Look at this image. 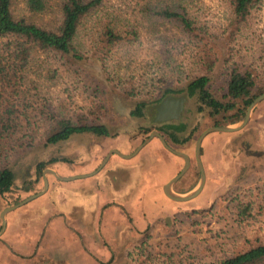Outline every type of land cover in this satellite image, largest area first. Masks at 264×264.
Wrapping results in <instances>:
<instances>
[{
  "label": "rangeland",
  "instance_id": "obj_1",
  "mask_svg": "<svg viewBox=\"0 0 264 264\" xmlns=\"http://www.w3.org/2000/svg\"><path fill=\"white\" fill-rule=\"evenodd\" d=\"M156 2L184 6L198 36L184 35L174 23L155 16L151 11L157 10ZM12 11L16 17L39 24L49 25L54 20L51 13H28L23 0H16ZM108 21L123 40L99 46L103 24ZM76 42L85 58L82 61L68 66L60 57L38 54L30 63L32 69L35 64L40 67L35 84L26 85L35 94L28 97V103L36 111L30 107L26 111L28 122L23 123L22 130L28 131V136L21 142L24 148L19 150L12 144L0 150V165H8L18 176L13 190L0 196V231L2 211L43 192L45 170L60 177L61 173L84 175L93 163L94 170L98 167L108 150L120 151L119 147L128 153L120 152L123 155L132 154L156 131L152 124L130 116L135 102L129 92L137 100L147 101L157 88L181 81L184 85L186 79L206 73L204 61L211 54L219 59L210 75L217 95L225 89L235 68L251 71L256 80L254 92H264V0L256 2L240 23L234 19L230 0H103L99 11L83 23ZM29 74L33 79V72ZM197 107L194 99L187 122L188 131L195 128L190 142L184 147L167 143L190 159L188 171L172 186L178 194L199 185L195 146L199 136L212 127L208 113L197 112ZM48 113L73 119L83 114L89 122L106 125L109 136L75 134L46 147L40 137L48 128ZM153 147L157 153L151 150ZM146 149L151 150L150 156L144 153L139 158L138 154L129 166L115 156L117 166L109 164L81 188L68 182L57 183L54 176L46 173L48 183L53 182L42 194L41 204L46 210H37L39 205L32 201L7 213L6 222L11 219L14 224L0 235V256L3 251L7 255V240L16 235L17 223L26 221L21 222L22 227L29 228L27 223L40 221L43 212L51 218L56 216L55 220L58 217L61 221L57 224L60 222L64 228H75L82 243L54 249L43 246L48 253L41 254V258L35 246L30 252L38 259L27 264H216L264 243V101L239 132H215L203 139L205 185L188 202L171 201L161 189L182 170L184 160L155 139ZM53 159L57 162L51 163ZM41 162L46 167L40 178L36 165ZM155 163L167 166V170L163 169L164 180L156 187V198L147 200L142 188L147 183V168ZM168 169L172 171L169 174ZM240 202L250 208L246 218H239ZM31 204L33 209L27 208ZM44 226L40 224V229Z\"/></svg>",
  "mask_w": 264,
  "mask_h": 264
},
{
  "label": "trees",
  "instance_id": "obj_2",
  "mask_svg": "<svg viewBox=\"0 0 264 264\" xmlns=\"http://www.w3.org/2000/svg\"><path fill=\"white\" fill-rule=\"evenodd\" d=\"M15 1L0 0V150L12 144H16L15 147L19 150L24 148V143L21 142L28 136V131H23L22 127L23 123L28 122L26 111L31 108L28 97L35 95L26 85L35 84L34 78H38L40 73V67L35 64L36 68L32 69L30 63L36 60L38 54L60 57L63 59L62 64L68 66L84 60L76 38L88 17L99 11L103 0H23L24 9L32 15L43 16L49 13L54 15V20L49 25L36 23L30 18L16 17L12 11ZM258 1L230 0L235 21L238 23L245 21ZM155 7L157 10L151 11L155 16L174 23L184 35L198 36L199 31L194 21L188 10L180 3L162 6L156 2ZM99 38L97 43L99 46L114 45L123 40V37L116 33V27L111 21L103 24ZM218 60L213 54L207 56L204 61L206 73L194 76L190 80L186 79L184 85L181 81L176 85L157 88L150 100H137L134 93L129 92L128 95L133 97L132 100L135 102L130 116L140 118L146 106L158 105L168 95L185 92L196 100L197 112L208 113V117L213 120L212 127L241 122L248 106L264 92H254L256 80L251 71L241 72L235 68L229 74L225 89L217 95L213 91L210 75ZM29 72H33V79H30ZM31 111L36 109L31 108ZM40 113L44 114L43 111ZM46 116L48 128L40 137V142L46 147L67 141L75 134L109 136L106 125L89 122L87 116L83 114H79L77 119L50 113ZM157 130L163 133L167 143L173 147L186 146L195 133V128L188 131L187 125H166ZM50 162L57 160L53 159ZM45 167V163H37L38 177L41 178ZM17 179L18 176L8 165H0V196L10 193ZM238 206L239 218L248 217L250 208L247 204L240 202ZM216 264H264V243L251 246Z\"/></svg>",
  "mask_w": 264,
  "mask_h": 264
},
{
  "label": "crops",
  "instance_id": "obj_3",
  "mask_svg": "<svg viewBox=\"0 0 264 264\" xmlns=\"http://www.w3.org/2000/svg\"><path fill=\"white\" fill-rule=\"evenodd\" d=\"M146 146L143 147L136 155H134V156H132V157H130L128 159L121 158V159L124 160V164H127L126 166L131 165L133 163L131 160L138 158V156L140 154H141V156H139V158H142L144 153L147 154V157H149L151 150H153L154 152L157 153V148L153 147V149L150 150V149H146ZM116 148L118 150H120L119 152H122L123 154H128L125 150H123V149H121L119 147H116ZM110 151L111 150L107 151L106 156L108 155V153ZM132 154H129V155H126V156H130ZM115 156H116V158L119 157L118 155H115V154L111 155L110 158L108 159L107 163L96 174H93V173L100 167V165H101V163H102V161L104 159L102 161H99V163L97 165L98 167L95 170H94L95 164L93 163L92 167L90 169L88 168L89 172L85 173L84 175H76V174L66 175V174H63V173H61V175L63 177H66V178L87 176V177H84V178L73 179L71 181H67L68 183L73 184L75 187L78 186L79 188H81V186H83L84 183L92 182V181H89V180H94V177L98 176V174L103 169H105L109 164L111 166H117V159H114ZM147 161L149 162V159ZM164 168L167 170V166L163 167V166H161L158 163L151 164V168H149V167L147 168L148 169V172L146 174L147 183L144 184V187L142 188V190H144L146 192V194L144 196L145 199L148 200L150 198L151 199H155L156 198V193L155 192L159 191V188H156V187H158V184L161 183L162 180H164V179H162V176H161L162 173H163V169ZM170 170L166 171V173H168V174L171 173L172 171H170ZM91 174H93V175H91ZM62 182L63 181L57 180V183H62ZM51 183H53V182H51L49 180L48 189L52 186ZM163 187L164 186H162V188H161L162 191H163ZM138 189H140V188L137 187L135 189V195L138 197L137 200L139 201V197L140 196H139V193L136 192V191H138ZM172 190H173L174 193H177V194L180 193V192H175V190L173 188H172ZM188 191H186L185 193H181L180 195H184V194L188 193ZM42 197H43V195L37 197L38 199L37 198L34 199L36 201L32 200L33 202L36 203V205L42 206V207L38 206L37 210L45 209L43 204H41V198ZM31 206H33V205L32 204L28 205L27 208L33 209V207H31ZM136 207L137 206H135V208ZM45 212H47V211H45ZM41 214H42L43 217L41 218L40 221H33L31 224L27 223L30 226L29 228L22 227V226H24L23 224L26 223V221H19V223H17L16 235H14V237H10L9 240H7V243H8V246H9V248L6 251L7 255H6V253H4V251L2 252L3 255L0 256V264H23V263L27 264V263H33V261L38 259V258H34V254L30 252V250L33 247H35V246H37L38 253H39L40 258H41V254L48 253V249H54V246L59 247L60 245H71V244L72 245H76L77 241L79 242V244L82 243V239L80 238V236H79V234H78V232H77V230L75 228L69 230L67 228H64L63 224L60 225V222L57 224V221H61V220H59L58 217H57V220H55L56 216L51 218L49 216L48 212L47 213L43 212ZM5 221H6V219H5ZM21 222H24V223L22 224ZM11 223L14 224V220L7 219V222H6L7 230L10 229ZM40 224H45V226L40 229ZM87 238H89V237L86 236V239ZM60 240H62V241L65 240V241L62 242ZM43 246H45V248L47 246L48 249H45ZM86 246H89V243H87ZM11 250L13 251V253L11 252ZM103 254H104V252H103ZM73 260H74L73 262H75L77 260V257H76L75 254H73Z\"/></svg>",
  "mask_w": 264,
  "mask_h": 264
},
{
  "label": "water",
  "instance_id": "obj_4",
  "mask_svg": "<svg viewBox=\"0 0 264 264\" xmlns=\"http://www.w3.org/2000/svg\"><path fill=\"white\" fill-rule=\"evenodd\" d=\"M184 101H185V97H179V98H175L172 96L167 97L157 108H156V112H157V121H163L166 119H170L172 118L171 112H173V109L176 111L177 116L179 115V113L181 112L183 105H184ZM264 101V94L256 97L253 102L248 106L246 113H245V117L244 119L235 124V127H231V126H221V127H211L208 128L207 130H205L197 139L196 142V146H195V161H196V166L197 169L199 171L200 174V181H199V185L197 186V188L193 189L192 191L184 194V195H180L177 193H174L172 190V186L179 180L181 179V177H183V175L188 171L189 167H190V159L187 155L180 153L174 149H172L164 140V138L158 133V132H152L149 134V136L144 139V141L136 148V150L134 151V153L130 156H126L121 154L119 151L117 150H111L108 155L104 158V160L102 161L100 167L93 173L96 174L108 161V159L110 158L111 155L115 154L118 155L121 158L124 159H128L134 155H136L143 147H145L147 144H149L153 139L157 138L160 143L162 144V146L169 152H171L172 154L182 158L184 160V166L182 168V170L178 173L177 176H175L172 180H170L166 185H164L163 187V193L164 195L170 199L171 201L174 202H178V203H183V202H188L192 199H194L195 197H197L204 185H205V172L203 169V165L201 162V144L203 139L211 133H215V132H220V133H236L239 132L240 130H242L248 123L252 112L254 111V109L262 102ZM46 173L54 176L57 180L59 181H63V182H67V181H71L73 179H79V178H84L87 176H79V177H73V178H66V177H60L58 176L54 171L48 169L45 170L43 173V181H44V190L42 193L33 195L29 198H27L26 200L22 201L21 203L8 207L7 209H5L4 211H2L1 213V231H0V235L4 232L5 228H6V221H5V215L11 211H14L15 209L27 204L28 202H31L32 200L36 199L37 197L41 196L43 193H45V191L48 189V181L46 179ZM91 174V175H93ZM90 176V175H89Z\"/></svg>",
  "mask_w": 264,
  "mask_h": 264
},
{
  "label": "flooded vegetation",
  "instance_id": "obj_5",
  "mask_svg": "<svg viewBox=\"0 0 264 264\" xmlns=\"http://www.w3.org/2000/svg\"><path fill=\"white\" fill-rule=\"evenodd\" d=\"M169 96H172V97H175V98H179V97L184 96L185 97V101H184L183 108H182V110H181V112L179 113L178 116H177L176 111L173 109V112H171V114H170V115H172V118L166 119V120H163V121H157L156 108ZM193 101H194V97H189L187 95V93H185V92L181 93V94H171V95L166 96L158 105H154L150 109H148V108L144 109V114L139 119L144 120V121L148 122V124H152L153 126L157 127L156 128V132H158L164 138L165 142L167 143V140L165 139L163 133L158 131L157 129L162 128V127H164L166 125H173V126L187 125V122L189 121V119L191 117L190 114L193 111L192 110ZM150 113H152V114L150 115ZM149 115H150V118H151L152 122L148 119ZM155 140H158V139L155 138Z\"/></svg>",
  "mask_w": 264,
  "mask_h": 264
}]
</instances>
